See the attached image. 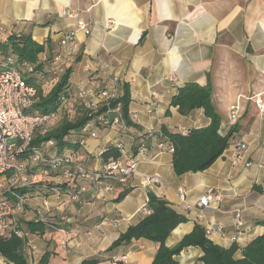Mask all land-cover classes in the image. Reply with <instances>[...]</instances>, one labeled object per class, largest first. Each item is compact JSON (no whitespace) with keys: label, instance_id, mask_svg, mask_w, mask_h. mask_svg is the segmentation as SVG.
Masks as SVG:
<instances>
[{"label":"crops","instance_id":"crops-1","mask_svg":"<svg viewBox=\"0 0 264 264\" xmlns=\"http://www.w3.org/2000/svg\"><path fill=\"white\" fill-rule=\"evenodd\" d=\"M70 13L75 16L69 17ZM79 21L88 24L90 33H76L75 51L62 41ZM110 22L113 26L107 29ZM0 27V43L13 34H30L45 47L43 61L56 64L59 73L71 68L69 86L76 98L87 91L89 100L99 102L98 85L105 87L109 76L119 78L120 97L128 86L134 126L126 132L122 126L106 128L92 122L95 136L88 135L85 143L69 138L80 145L78 158L88 169L100 170L105 165L103 153L120 143L131 157L141 137L150 131L157 135L148 141L137 173L127 183L115 185L114 192H107L105 184L79 181L77 188L85 187L86 192L64 214L51 197L60 231L48 230L42 223L35 233L28 228V223H36L42 206L40 185L62 182L57 171L46 176L37 169L36 187L28 192V216L23 219L30 264H38L46 253L49 264L95 259L101 260L98 264H153L159 246L147 239L109 250L130 227L148 217L144 208L151 195L187 219L167 239L170 249L200 225L214 244L225 249L237 246L239 260L264 235V118L255 104L258 95L264 100V0H0ZM104 63L109 72L101 66ZM190 84L211 89L222 120L219 134H234L232 145L208 170L178 176L174 155L157 150L158 134L165 136L163 128L173 134L203 129L212 122L203 109L184 116L173 106L174 98ZM236 105L240 113L232 123L231 108ZM151 175L161 177L162 183L147 184L145 177ZM209 188L221 192L224 200L200 208ZM123 192L126 196L117 201ZM238 215L241 228L235 223ZM202 256L201 249L190 247L176 259L178 264H203Z\"/></svg>","mask_w":264,"mask_h":264},{"label":"built area","instance_id":"built-area-1","mask_svg":"<svg viewBox=\"0 0 264 264\" xmlns=\"http://www.w3.org/2000/svg\"><path fill=\"white\" fill-rule=\"evenodd\" d=\"M74 16V13L69 14V17ZM112 26L113 22L106 24L107 29H111ZM0 30H3L2 27ZM78 32L89 34L88 24L79 21L76 30L69 33L62 44H69L76 51L77 46L74 38ZM58 60L59 58L55 62ZM55 65L52 63L50 67V72L54 77L52 83H56L58 77V68ZM101 66L107 72L110 71L108 64L104 63ZM34 75L35 68L32 65L28 62L17 63L12 58H9L0 67V242L10 240L13 237L22 239L27 237L28 233L23 229V219L28 216L29 194H22L21 191L31 190L35 187L37 169H42L46 176H49L50 172L53 171L61 173L62 182L57 183L56 186L51 187L46 182L40 185L39 196L42 198V206L38 210V217L35 220L36 223H42L47 228L60 231L56 225L55 217L52 215L54 206L50 201L51 197L57 203L55 207L64 214L80 202L86 192L85 187L77 188L79 181H91L97 186L105 184L107 192H114L115 185L127 183L130 177L137 173L140 162L147 156L148 141L157 137L151 131L141 137L137 153L131 157L127 156L125 145L118 144L115 148L121 152L122 158L110 160L100 170L88 169L80 162L77 153L72 150H66L61 154L58 152L53 155L49 154V149L57 150V143L50 140L40 146H34L33 136L37 129L53 125L58 120L59 113L29 114L38 97L37 87L27 81ZM170 81L175 83L176 78L172 76ZM98 90L96 99L99 102L88 99L90 92L81 91L79 93V98L84 107L88 110L97 111L101 104H104L108 107V111L105 116L100 117V121H103L102 125L106 128L122 126L123 130L127 132L128 128L123 122L121 105L117 104L115 108H110L111 103L120 99L119 78L109 76L107 85L105 87L98 85ZM152 95L156 96L157 94L152 92ZM255 104L260 118L263 119L264 100L262 95L255 98ZM239 113V105L231 108L232 123L237 121ZM111 115L113 116L112 119L109 118ZM91 127L92 122L82 129L81 144L85 143L86 136H95ZM181 133L187 135L189 131L182 130ZM158 137L160 141L156 144L157 150L174 154L173 144L162 133L158 134ZM236 146L241 148L242 144L237 143ZM145 180L149 185L162 183L161 177L157 175L146 176ZM63 185H66L67 188ZM223 200L224 197L221 192L209 188L200 199L198 206L208 209L220 205ZM144 212L148 216L151 214V210L148 208H144ZM235 223L238 228L243 226L239 215L236 217ZM63 244L66 245L65 242ZM117 260L114 262L117 263ZM7 263L0 254V264Z\"/></svg>","mask_w":264,"mask_h":264},{"label":"trees","instance_id":"trees-1","mask_svg":"<svg viewBox=\"0 0 264 264\" xmlns=\"http://www.w3.org/2000/svg\"><path fill=\"white\" fill-rule=\"evenodd\" d=\"M0 67L12 58L17 63L28 62L35 68V75L28 79L29 84L37 87L38 97L34 108L29 114H50L59 113L58 120L49 127L37 129L33 136V145L40 146L44 142L53 140L57 143L59 153L72 150L79 153V146L72 144L69 140L74 136L81 143V131L91 122L102 125L100 117L105 116L108 107L104 104L97 111L88 110L84 107L80 98L73 96L69 82L72 69L69 68L63 73H59L57 82L52 83L53 74L50 72L52 63L43 61L40 56L45 52L43 45L35 42L30 34H13L7 41L0 43ZM50 86L47 93L43 87ZM121 105L123 122L126 127L134 126L129 113V88L124 85V94L119 100L111 103L110 108ZM173 106L179 112L187 116L196 109H203L205 114L211 118L210 126L189 131L187 135L182 133H170L165 128L162 132L175 148L174 170L178 176L187 173H198L208 170L224 152L232 145L234 131L223 137L219 134L221 117L214 109L212 103V93L210 88L190 84L180 91V94L173 100ZM110 119L113 116H109ZM103 126V125H102ZM88 136H86L87 138ZM85 138V139H86ZM103 161L108 163L112 159L122 158L121 152L112 147L102 155ZM61 175L59 171H57ZM49 186H56L57 183L46 182ZM36 187V186H35ZM63 187H66L63 185ZM67 188V187H66ZM34 189V188H33ZM31 190H22L25 194ZM41 192L40 189L37 190ZM126 193L123 192L117 201H120ZM148 209L151 214L139 225L130 227L127 232L121 235L110 247L114 251L122 246L129 245L134 240L147 239L158 244L159 248L153 264H178L177 257L187 248H199L203 252L200 262L203 264H264V235L252 242L244 251L242 259H236L237 246L229 249L222 248L214 244L207 236L205 228L196 225L193 232L186 236L184 240L174 248H168L166 241L172 232L187 219L178 214L170 207L168 202L159 199L154 195L150 196ZM55 224V223H54ZM39 223L30 222L28 228L31 232ZM42 226V232H43ZM48 230H52L48 227ZM25 239L13 237L7 241L0 242V254L11 264H30L25 253ZM50 254L46 253L38 264H49ZM100 259L85 261L82 264H98Z\"/></svg>","mask_w":264,"mask_h":264},{"label":"rangeland","instance_id":"rangeland-1","mask_svg":"<svg viewBox=\"0 0 264 264\" xmlns=\"http://www.w3.org/2000/svg\"><path fill=\"white\" fill-rule=\"evenodd\" d=\"M49 85L48 86H44L42 89H43V91H44V93H47L48 92V90H49Z\"/></svg>","mask_w":264,"mask_h":264}]
</instances>
